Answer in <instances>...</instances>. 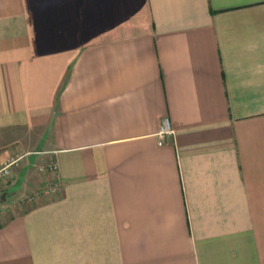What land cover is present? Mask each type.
Returning a JSON list of instances; mask_svg holds the SVG:
<instances>
[{
	"label": "crops",
	"instance_id": "crops-1",
	"mask_svg": "<svg viewBox=\"0 0 264 264\" xmlns=\"http://www.w3.org/2000/svg\"><path fill=\"white\" fill-rule=\"evenodd\" d=\"M9 159L0 264H264V0H0Z\"/></svg>",
	"mask_w": 264,
	"mask_h": 264
},
{
	"label": "rangeland",
	"instance_id": "rangeland-1",
	"mask_svg": "<svg viewBox=\"0 0 264 264\" xmlns=\"http://www.w3.org/2000/svg\"><path fill=\"white\" fill-rule=\"evenodd\" d=\"M10 181V175L8 176H0V215L8 214L10 215L14 211H18L20 209H24L28 206L29 197L32 199L35 193H31L29 195H25L22 198H18L17 200H13L11 198V191L7 188V183ZM7 190V191H6ZM42 191V189H40ZM36 191L37 193L40 191Z\"/></svg>",
	"mask_w": 264,
	"mask_h": 264
},
{
	"label": "built area",
	"instance_id": "built-area-1",
	"mask_svg": "<svg viewBox=\"0 0 264 264\" xmlns=\"http://www.w3.org/2000/svg\"><path fill=\"white\" fill-rule=\"evenodd\" d=\"M172 132L169 123H168V119L165 118L159 128V130L157 131V135L159 137L158 143H161L162 138L166 135V134H170ZM16 161V159H9L8 161H6L3 165L0 166V176H8L10 174V166ZM48 167L50 169V171H54L56 168V162L51 160L48 163ZM59 183L56 181H51L49 182L47 185H45L42 189V192L48 194V193H52V192H57L59 190ZM29 199H31L29 197Z\"/></svg>",
	"mask_w": 264,
	"mask_h": 264
}]
</instances>
